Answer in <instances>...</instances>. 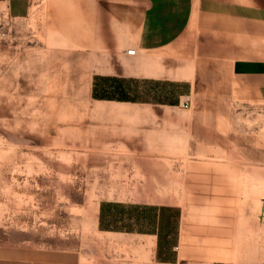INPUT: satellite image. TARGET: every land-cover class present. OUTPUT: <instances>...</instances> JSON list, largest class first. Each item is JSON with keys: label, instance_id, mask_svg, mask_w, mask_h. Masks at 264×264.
Here are the masks:
<instances>
[{"label": "rangeland", "instance_id": "374dc122", "mask_svg": "<svg viewBox=\"0 0 264 264\" xmlns=\"http://www.w3.org/2000/svg\"><path fill=\"white\" fill-rule=\"evenodd\" d=\"M48 1L29 0V17L13 24L7 22L4 8L0 7V33H6L0 37V264H16L32 253L51 258L56 264H154L145 245L100 234L95 228L98 202L105 196L111 198L113 193L133 197L136 187L142 193H162L163 201L176 204L178 199H167L168 193L183 196L185 190V222L191 223L193 231L187 238L191 251L182 249L185 253L178 264H202L208 259L215 264L216 257L207 252L214 248L215 237L204 230L215 216L211 214L227 206L235 218L264 224L258 220L262 204L264 212V101L241 100L231 92L226 77L219 82L195 79L200 74L195 50L148 56L165 72L180 69L181 78L190 84H181L176 90L184 94L180 102L172 101L166 106L125 103L131 110L126 117L137 111L214 112V116L224 117L184 121L187 125L207 123L211 132L217 133L210 135L217 144L212 148L202 145L201 151L179 152L156 151L144 142L135 146L96 143L95 138L104 139L103 133L113 128H121L122 136L142 138L144 129L167 126V120L107 118L114 116L109 111L95 112L96 105L102 102H93L88 95L90 77L98 72L127 76L131 74L127 63L133 65L138 54L129 57L125 55L127 50L96 53L73 47L53 28ZM115 2L120 0H99L109 30L113 14L124 22L128 17L129 7L115 8ZM84 9L93 16V10L96 15L98 8L69 6L64 14L72 18ZM187 23L185 38L190 48L195 45L194 14ZM96 25L90 21L89 27ZM132 48L135 49L126 47ZM139 87L145 89L146 84L140 83ZM185 100L187 108L181 107ZM220 138L225 139V144L218 143L222 142ZM142 150L148 155H165V164L177 163L180 153L186 159L185 178L179 180V185L139 182L131 158L126 156L131 155L129 151ZM195 168L203 169L208 179L219 178L220 193H203L202 186L209 187L210 182H194ZM226 169L232 171V176ZM161 170L169 171V178L179 179L177 166L166 165ZM144 185L147 190L140 188ZM223 192L226 197L220 196ZM179 201L182 203V198Z\"/></svg>", "mask_w": 264, "mask_h": 264}, {"label": "crops", "instance_id": "0c3cea01", "mask_svg": "<svg viewBox=\"0 0 264 264\" xmlns=\"http://www.w3.org/2000/svg\"><path fill=\"white\" fill-rule=\"evenodd\" d=\"M80 1H48L50 22L56 31L59 30L65 36L66 41L73 47L76 45L79 50H92L91 52L96 53L116 50L123 52L128 50L127 46H134L135 54L129 56L125 51V55L135 57L138 54L133 65L127 63L131 72L127 76L98 72L90 77L88 95L93 102H102V105H96L95 112L109 111V115L114 116L107 118L147 117L167 120V126L144 129L142 138L122 136L119 132L121 128H113L107 134L103 133L104 139L95 138L96 143L116 142L135 146L138 142H144L156 151L179 152L201 151L202 145L212 148V144H217L215 137L210 138V135L217 133H212L207 123L203 124L207 126L197 122L187 125L184 121L187 118L207 120L224 117L214 116V112L137 111L126 117L131 110L125 103L166 106L172 101L180 102L184 94L177 93L176 90L181 84H190L181 78L180 69L176 73L167 72L169 70L165 72V68L151 62L148 56L153 58L157 54H180L181 50H195L200 63V74L195 79L209 78L219 82L225 81L226 77L231 92L241 100L264 101V0H120V3L115 2L113 6L129 7L126 10L128 17L124 22L113 14L108 21L111 22V30L106 25L105 9H99L102 6L99 0ZM69 6L98 9L96 15L93 10V16L87 14L90 11L88 9L78 10V17L74 14L70 18V15L64 14ZM0 7L4 8L6 20L11 24L27 19L30 14L29 0H3L0 1ZM193 14L196 25L195 45L189 48L185 33L189 25L187 22L190 23ZM90 21L97 25L90 28ZM91 32H96V35H91ZM3 33L5 36L6 33ZM1 34L2 32L0 37ZM140 83H145L146 88H140ZM196 84L197 81L194 86ZM122 96L126 99H120ZM141 113L147 116H141ZM224 141L225 139L218 143L225 144ZM129 154L131 155L126 158H131L139 182L161 186L175 182L179 185V180L185 178L186 159L180 153L178 162L174 164H165V155L159 153L151 152L148 155L142 150L129 151ZM166 165L178 167L179 179L169 178V171L161 170ZM147 187L144 185L140 188L147 190ZM151 187L153 188L150 186L149 189ZM178 188L180 191V187ZM134 189L133 197L113 193L111 198L105 196L98 202L95 210L97 232L121 236L125 242L145 245L154 264H178L182 260V253H185L182 249L191 251L187 238L193 231L191 223L185 222V190L183 196L168 193L170 195L167 199H178L176 204L163 201L162 193L158 196L151 191L138 192V187ZM225 195L223 192L220 196L226 197ZM181 198L182 203L179 201ZM191 215L187 216L191 219ZM211 215L215 216L208 220L210 223L204 230L215 237L214 248L207 251L211 257H216L215 264H264L263 223L250 224L246 218H235L227 206H221L219 212ZM258 215V220L263 222V204ZM43 257L45 256L32 253L30 257L18 259L16 264H56L51 258ZM202 264H212L211 259Z\"/></svg>", "mask_w": 264, "mask_h": 264}, {"label": "bare ground", "instance_id": "6f19581e", "mask_svg": "<svg viewBox=\"0 0 264 264\" xmlns=\"http://www.w3.org/2000/svg\"><path fill=\"white\" fill-rule=\"evenodd\" d=\"M219 158L221 159L223 157H219ZM221 170H224V169H221ZM225 171H227L232 176V171L227 170V169ZM194 173H195V176L193 179L194 182L197 180H201V182H203V183L210 182V184L208 183L209 187H207V186L205 187L204 185L202 186V187H204L203 193L205 191H209V190H214L217 194L220 193V191H221L220 189L222 188V186H221L220 180H218L219 178L212 176V178L210 177V179H208L206 176H204L206 174V172H203V169L195 168ZM192 188H193V185H192Z\"/></svg>", "mask_w": 264, "mask_h": 264}, {"label": "built area", "instance_id": "2783aa9c", "mask_svg": "<svg viewBox=\"0 0 264 264\" xmlns=\"http://www.w3.org/2000/svg\"><path fill=\"white\" fill-rule=\"evenodd\" d=\"M1 37H4V33L1 34ZM127 55L133 56L135 54V49H129L127 50ZM181 107L187 108L188 107V101L185 100L183 103H181Z\"/></svg>", "mask_w": 264, "mask_h": 264}]
</instances>
